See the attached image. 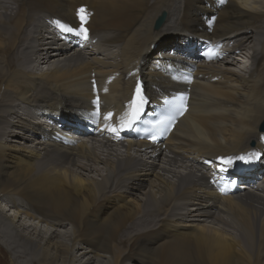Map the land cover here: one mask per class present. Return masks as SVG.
I'll use <instances>...</instances> for the list:
<instances>
[{"label":"bare ground","instance_id":"6f19581e","mask_svg":"<svg viewBox=\"0 0 264 264\" xmlns=\"http://www.w3.org/2000/svg\"><path fill=\"white\" fill-rule=\"evenodd\" d=\"M78 5L97 39L84 49L50 26L78 29ZM207 40L231 59L192 66L182 44ZM191 68L189 111L164 147L117 144L107 126L136 71L153 95L184 89L171 76ZM97 99L112 119L94 136L73 134L95 119ZM48 119L66 143L51 141ZM263 122L264 0H0V264H264V152L250 172L261 191L219 196L202 165L251 142L262 150ZM243 239L258 240L255 250Z\"/></svg>","mask_w":264,"mask_h":264},{"label":"snow or ice","instance_id":"6c2138e0","mask_svg":"<svg viewBox=\"0 0 264 264\" xmlns=\"http://www.w3.org/2000/svg\"><path fill=\"white\" fill-rule=\"evenodd\" d=\"M88 13L84 7H81L77 10V16L80 19V26L79 28H73L67 24L62 23L59 20L53 21L63 32L70 33L75 32L76 35L80 36L83 40L87 41L89 39V30L87 27H85V24L87 23L88 19ZM186 100V97L181 96L179 97L180 105L179 109L177 110V114L183 115V111L186 110L185 105L183 104V101ZM145 97L141 93L140 85L137 84L136 93L134 95V98L132 101H130V108L131 110L126 112L122 117H120V123L119 126L123 128H130L132 126V123L140 118V113L143 111V105L145 104ZM97 104H99V100L96 101ZM99 109H97L96 115H99ZM113 117V113L108 112L104 115L103 119L105 121L111 120ZM175 120V114L167 119H162L156 122L158 125H164V124H170L173 123ZM155 126V125H154ZM109 130L112 132H116L118 130L117 127H113L111 125L107 126ZM152 140H155V136L150 137ZM237 159L241 161L247 162L244 156L237 157ZM223 162L225 164H231L232 158H223Z\"/></svg>","mask_w":264,"mask_h":264},{"label":"rangeland","instance_id":"374dc122","mask_svg":"<svg viewBox=\"0 0 264 264\" xmlns=\"http://www.w3.org/2000/svg\"><path fill=\"white\" fill-rule=\"evenodd\" d=\"M170 45H166L165 47L163 46V47H161L160 48V50L161 51H166V50H168V49H170ZM165 49V50H164ZM230 68H235V69H237L236 67H232V66H229ZM260 125H261V123H260ZM259 125V126H260ZM259 131H260V129H259ZM3 138L4 137H2V141H3ZM7 139H9L8 137H7ZM13 145V144H12ZM14 145H16L15 143H14ZM7 160H5L4 161V164L5 163H7L6 162ZM139 195V194H138ZM139 197H140V195H139ZM130 200H135V201H137V199L135 198V197H130L129 198ZM175 211V210H174ZM94 220H97V216H94V217H92ZM205 225H209L210 226V230H212V232L214 231V232H218V233H222V232H224L223 234L227 237V238H230V239H238L240 236V234L238 233V231H236V230H234L232 227H230V226H225V225H221V224H219V223H207V224H205ZM67 228H68V226H67ZM160 239H162V240H160V241H165L166 239H167V237L165 236V234H162L161 236H160ZM242 241H244V246L246 247V249L247 250H249V251H252L253 250V248H254V250H255V248H256V245H257V243H258V240H256V244L254 245L253 244V241L252 240H249V242L248 241H245L244 239L242 240ZM247 242V243H246ZM250 243V244H249ZM254 243H255V240H254ZM242 244H243V242H242ZM253 245V246H252ZM251 246V247H250ZM250 247V248H249ZM252 249V250H251ZM81 252H82V250H80ZM134 264H137V263H135L134 262Z\"/></svg>","mask_w":264,"mask_h":264}]
</instances>
